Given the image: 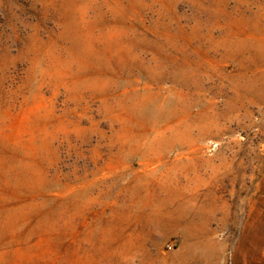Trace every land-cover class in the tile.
Instances as JSON below:
<instances>
[{"label":"rangeland","instance_id":"1","mask_svg":"<svg viewBox=\"0 0 264 264\" xmlns=\"http://www.w3.org/2000/svg\"><path fill=\"white\" fill-rule=\"evenodd\" d=\"M0 264H264V0H0Z\"/></svg>","mask_w":264,"mask_h":264},{"label":"bare ground","instance_id":"2","mask_svg":"<svg viewBox=\"0 0 264 264\" xmlns=\"http://www.w3.org/2000/svg\"><path fill=\"white\" fill-rule=\"evenodd\" d=\"M205 129H208V125H206V124L203 123V125L200 127V130L204 131Z\"/></svg>","mask_w":264,"mask_h":264}]
</instances>
